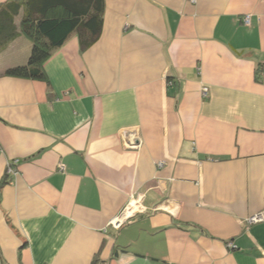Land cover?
<instances>
[{
  "label": "crops",
  "instance_id": "1",
  "mask_svg": "<svg viewBox=\"0 0 264 264\" xmlns=\"http://www.w3.org/2000/svg\"><path fill=\"white\" fill-rule=\"evenodd\" d=\"M104 3L40 81L5 72L49 4L0 0V264H264V0Z\"/></svg>",
  "mask_w": 264,
  "mask_h": 264
},
{
  "label": "trees",
  "instance_id": "2",
  "mask_svg": "<svg viewBox=\"0 0 264 264\" xmlns=\"http://www.w3.org/2000/svg\"><path fill=\"white\" fill-rule=\"evenodd\" d=\"M46 2L49 4L48 8H44L38 15L24 18L21 23L22 34L33 43L27 64L8 69L5 75L46 81L44 64L72 34L78 35L82 52L91 48L100 39L105 13L104 0H46ZM56 8H62L65 16L50 17L48 12Z\"/></svg>",
  "mask_w": 264,
  "mask_h": 264
},
{
  "label": "built area",
  "instance_id": "3",
  "mask_svg": "<svg viewBox=\"0 0 264 264\" xmlns=\"http://www.w3.org/2000/svg\"><path fill=\"white\" fill-rule=\"evenodd\" d=\"M192 3H195L196 0H191ZM250 16L247 15L243 18V23L244 25L246 26H249L250 25ZM202 96L204 98H208L209 97V88L208 87H203L202 89ZM2 153V149L0 147V154ZM16 165L17 163H13V164H10L9 167H8V171H7V174L8 176L12 177V176H16L18 174V168H16ZM60 169L63 170L62 167H60ZM141 199L142 198H137V200H135L134 202H132L127 208H125V210L122 212L121 216H119L118 218H116L115 220L112 221V225L116 228H120L129 218H131L134 214H137L141 211H143V207H142V204H141ZM249 223L251 224H257V223H262L264 222V213H260V214H257L251 218H249ZM228 246L230 248H234L235 246L230 242L228 244Z\"/></svg>",
  "mask_w": 264,
  "mask_h": 264
}]
</instances>
